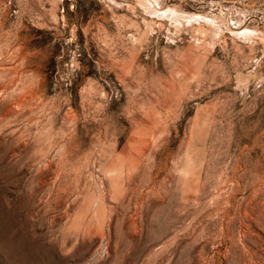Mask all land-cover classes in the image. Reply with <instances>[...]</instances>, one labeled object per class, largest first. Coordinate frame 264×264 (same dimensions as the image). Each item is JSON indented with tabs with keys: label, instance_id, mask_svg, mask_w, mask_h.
Here are the masks:
<instances>
[{
	"label": "rangeland",
	"instance_id": "1",
	"mask_svg": "<svg viewBox=\"0 0 264 264\" xmlns=\"http://www.w3.org/2000/svg\"><path fill=\"white\" fill-rule=\"evenodd\" d=\"M0 264H264V0H0Z\"/></svg>",
	"mask_w": 264,
	"mask_h": 264
}]
</instances>
